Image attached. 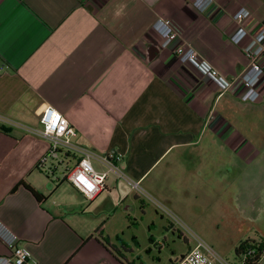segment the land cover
I'll use <instances>...</instances> for the list:
<instances>
[{
    "label": "crops",
    "instance_id": "obj_1",
    "mask_svg": "<svg viewBox=\"0 0 264 264\" xmlns=\"http://www.w3.org/2000/svg\"><path fill=\"white\" fill-rule=\"evenodd\" d=\"M192 2L0 0V222L31 253L27 264H175L190 247L114 174L87 201L52 162L38 168L49 144L24 128L38 126L44 106L68 120L78 146L121 155L125 175L188 228L229 222L239 243L264 244V74L250 104L239 82L221 93L174 53L191 47L238 77L248 63L231 16L245 8L241 25L256 33L264 0H214L203 13ZM158 19L170 20L175 41L153 32ZM147 207L161 221L141 241L134 225ZM175 234L185 252H175Z\"/></svg>",
    "mask_w": 264,
    "mask_h": 264
},
{
    "label": "built area",
    "instance_id": "obj_2",
    "mask_svg": "<svg viewBox=\"0 0 264 264\" xmlns=\"http://www.w3.org/2000/svg\"><path fill=\"white\" fill-rule=\"evenodd\" d=\"M214 5V0H193L192 6L200 13L208 11ZM245 8L238 9L231 19L240 26L232 37L234 46L238 47L247 59V70L236 78L222 76L213 66L201 59L197 52L188 46L179 45L174 53L177 60L189 64L202 76L211 80L221 93L228 92L235 82L241 84L240 98L250 104L256 103L261 94L256 87L264 74V21L256 33H250L241 24L247 17ZM152 30L161 40L175 41L177 33L170 20L158 19ZM1 71V68H0ZM10 124V123H9ZM26 132L36 138L48 142L47 152L39 159L38 168L42 169L48 162L53 163L54 169L69 162V158H76L71 169L66 170L63 180L67 181L87 201L94 200L104 189L108 174L127 182L131 190L140 198L151 203L155 209L165 217L170 226L190 242L188 251L175 264H235L219 256L212 247L195 235L168 207L155 200L138 182L130 180L121 168L122 156L114 151L104 154L78 146L73 139L76 131L68 120L51 106H44L38 114V126L24 128ZM91 160H97L106 171L99 173L94 170ZM0 242L6 247L9 254L1 256L0 264H27L32 261L31 253L21 245L13 232L0 222ZM256 247L249 246L240 255V264H248L257 253L264 257V244Z\"/></svg>",
    "mask_w": 264,
    "mask_h": 264
},
{
    "label": "rangeland",
    "instance_id": "obj_3",
    "mask_svg": "<svg viewBox=\"0 0 264 264\" xmlns=\"http://www.w3.org/2000/svg\"><path fill=\"white\" fill-rule=\"evenodd\" d=\"M74 163L73 160L66 164L57 167L58 173L65 174L67 168L71 169ZM93 166V164H92ZM155 209L152 207H147L142 216V220L138 221V225L135 226V233L137 237L142 241L147 236V230L150 227V223L153 220L161 221L159 213H155ZM165 224V220H162ZM200 228L194 229L189 228L197 236H200L214 251L224 259H227L230 263L240 264L239 258L234 253V247L238 245L240 239L246 240L241 229L233 228L229 222L217 223L211 221L201 222ZM157 235L159 234V227L157 229ZM166 230V229H165ZM164 231V230H163ZM128 232V231H126ZM165 233V232H164ZM128 235V233H127ZM161 237V236H160ZM243 237V238H242ZM174 250L175 252L182 253L186 251V246L183 241L174 235ZM171 245V244H169Z\"/></svg>",
    "mask_w": 264,
    "mask_h": 264
},
{
    "label": "trees",
    "instance_id": "obj_4",
    "mask_svg": "<svg viewBox=\"0 0 264 264\" xmlns=\"http://www.w3.org/2000/svg\"><path fill=\"white\" fill-rule=\"evenodd\" d=\"M36 195V198L39 200L40 197ZM263 243L261 242H255V241H251V240H247V241H244V242H241L239 243L235 248H234V253L235 255L239 258L240 255L244 252V250L246 248H248L249 246H253V247H256L257 251L260 252V246L262 245ZM261 256H259V253H257L251 260H249L248 264H257L260 262L261 260Z\"/></svg>",
    "mask_w": 264,
    "mask_h": 264
}]
</instances>
